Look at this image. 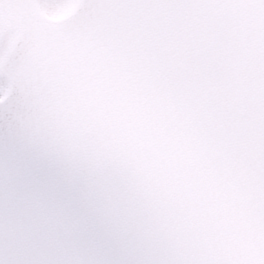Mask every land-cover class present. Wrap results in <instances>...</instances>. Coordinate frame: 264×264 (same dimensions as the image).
I'll list each match as a JSON object with an SVG mask.
<instances>
[{
	"label": "snow or ice",
	"instance_id": "1",
	"mask_svg": "<svg viewBox=\"0 0 264 264\" xmlns=\"http://www.w3.org/2000/svg\"><path fill=\"white\" fill-rule=\"evenodd\" d=\"M74 18L85 22L69 29ZM161 39L174 57L195 54L201 69L232 74L242 64L253 101L242 163L223 135L182 143L187 171L169 158L178 198L160 204L155 218L196 242L168 264H264V0H0V64L13 68L14 83L54 98L51 114L26 129L32 159H9L8 183L40 163L58 167L77 115L89 106L103 115L128 100L122 78L141 70L147 47ZM10 100L0 91V105ZM4 168L0 158V192Z\"/></svg>",
	"mask_w": 264,
	"mask_h": 264
},
{
	"label": "clouds",
	"instance_id": "2",
	"mask_svg": "<svg viewBox=\"0 0 264 264\" xmlns=\"http://www.w3.org/2000/svg\"><path fill=\"white\" fill-rule=\"evenodd\" d=\"M173 47L164 39L151 43L143 68L122 78L129 99L116 100L103 115L84 108L61 164L40 163L18 185L8 183L9 159H32L26 129L51 114L54 98L46 88L14 83L13 68L0 64V91L11 96L0 105V264H168L196 242L155 218L160 204L178 198L168 160L187 171L191 163L181 144L196 135H223L233 138L242 163L253 101L242 64L232 74L201 69L195 54L174 57ZM213 114L219 124L209 122Z\"/></svg>",
	"mask_w": 264,
	"mask_h": 264
}]
</instances>
